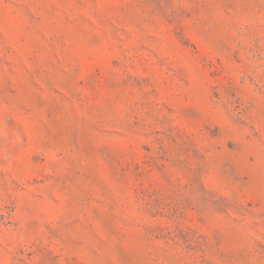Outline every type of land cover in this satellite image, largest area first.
Instances as JSON below:
<instances>
[{
  "label": "rangeland",
  "instance_id": "374dc122",
  "mask_svg": "<svg viewBox=\"0 0 264 264\" xmlns=\"http://www.w3.org/2000/svg\"><path fill=\"white\" fill-rule=\"evenodd\" d=\"M0 264H264V0H0Z\"/></svg>",
  "mask_w": 264,
  "mask_h": 264
}]
</instances>
